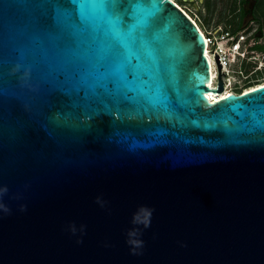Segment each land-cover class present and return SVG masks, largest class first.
I'll list each match as a JSON object with an SVG mask.
<instances>
[{
	"label": "water",
	"instance_id": "95a60500",
	"mask_svg": "<svg viewBox=\"0 0 264 264\" xmlns=\"http://www.w3.org/2000/svg\"><path fill=\"white\" fill-rule=\"evenodd\" d=\"M3 7L0 67L41 70L0 79V264H264V85L209 101L206 42L170 0ZM65 33L97 44L67 86Z\"/></svg>",
	"mask_w": 264,
	"mask_h": 264
},
{
	"label": "flooded vegetation",
	"instance_id": "af4514ba",
	"mask_svg": "<svg viewBox=\"0 0 264 264\" xmlns=\"http://www.w3.org/2000/svg\"><path fill=\"white\" fill-rule=\"evenodd\" d=\"M186 2L194 17L189 16L204 33V35L201 33L204 40H211L212 48L224 40L226 50L239 43L240 51L244 53V57L231 62L226 85L223 84L220 75L221 68L217 69L220 72L216 86L221 83L223 90L235 95L263 86L264 0H186ZM206 25L213 28L207 31ZM205 49L207 53V46Z\"/></svg>",
	"mask_w": 264,
	"mask_h": 264
},
{
	"label": "snow or ice",
	"instance_id": "6c2138e0",
	"mask_svg": "<svg viewBox=\"0 0 264 264\" xmlns=\"http://www.w3.org/2000/svg\"><path fill=\"white\" fill-rule=\"evenodd\" d=\"M21 2L39 3V0H5L3 4H0V26H2V20L5 15L4 4L8 5L7 14L12 15L13 6ZM126 0H51V3H67L70 5L81 4L83 7L100 6L104 9H108L110 5H120L123 10V4ZM17 20L20 18L17 16ZM23 22V21H21ZM35 27H48L51 30L59 29V16L49 24V18L41 16L38 19L32 21ZM118 55L116 49H112L110 55H104L102 57L103 63L101 67L110 65L115 57ZM53 60L60 66V75L64 78V84L67 86L72 79L77 76L85 67V62L95 68L94 61L97 57V44L95 41L89 42L86 38H81L79 42L73 39L70 34H64L58 45L51 53ZM15 68V71L12 69ZM41 70L40 62L36 53H24L19 60L13 59L9 62L7 69L0 67V79L8 76L12 79H25V73H27V80H31L34 76H37ZM255 91V90H253ZM255 119V117H254ZM261 120H264V108H261ZM260 123V121H257Z\"/></svg>",
	"mask_w": 264,
	"mask_h": 264
},
{
	"label": "built area",
	"instance_id": "2783aa9c",
	"mask_svg": "<svg viewBox=\"0 0 264 264\" xmlns=\"http://www.w3.org/2000/svg\"><path fill=\"white\" fill-rule=\"evenodd\" d=\"M224 40H221L215 48H212V42L210 39H206V46H207V52L206 53L208 62L210 64V74L212 75V81L207 87L211 88H217L216 86V80L218 76V65L215 59V56L217 55L219 57V63L222 65V72H220V75L223 79V84L226 85L228 83V68L230 67L231 62L237 60V58L244 57V53L240 51V44L235 43L232 47H230L229 50H226V46L224 44Z\"/></svg>",
	"mask_w": 264,
	"mask_h": 264
},
{
	"label": "bare ground",
	"instance_id": "6f19581e",
	"mask_svg": "<svg viewBox=\"0 0 264 264\" xmlns=\"http://www.w3.org/2000/svg\"><path fill=\"white\" fill-rule=\"evenodd\" d=\"M171 2H173L174 4H176V6H178L190 19L191 17L187 14V12H185L176 2L175 0H170ZM192 20V19H191ZM200 32L204 35V33L201 31V29H199ZM206 42V41H205ZM206 52V49H205ZM212 81V75H210V81L207 83L208 85L211 83ZM211 88V87H210ZM229 95V92L227 90H223L221 93L214 95V94H207V98L209 99V101L211 102H217L220 99H222L223 97Z\"/></svg>",
	"mask_w": 264,
	"mask_h": 264
},
{
	"label": "rangeland",
	"instance_id": "374dc122",
	"mask_svg": "<svg viewBox=\"0 0 264 264\" xmlns=\"http://www.w3.org/2000/svg\"><path fill=\"white\" fill-rule=\"evenodd\" d=\"M175 2L185 11V12H187V14L188 15H190V16H192V17H194L193 16V14H192V10H191V8H190V6L187 4V2H186V0H175ZM212 23H210V25H211ZM213 28V26H205V29L207 30V31H209V30H211ZM225 46H226V43H225ZM230 68H231V66H230Z\"/></svg>",
	"mask_w": 264,
	"mask_h": 264
}]
</instances>
